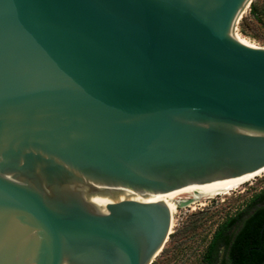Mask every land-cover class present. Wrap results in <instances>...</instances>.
Segmentation results:
<instances>
[{
  "label": "water",
  "instance_id": "obj_1",
  "mask_svg": "<svg viewBox=\"0 0 264 264\" xmlns=\"http://www.w3.org/2000/svg\"><path fill=\"white\" fill-rule=\"evenodd\" d=\"M253 1L0 0V264H151L174 212L99 190L205 200L264 170Z\"/></svg>",
  "mask_w": 264,
  "mask_h": 264
},
{
  "label": "rangeland",
  "instance_id": "obj_2",
  "mask_svg": "<svg viewBox=\"0 0 264 264\" xmlns=\"http://www.w3.org/2000/svg\"><path fill=\"white\" fill-rule=\"evenodd\" d=\"M249 11L250 7L239 19L235 34L264 48V16L258 22L250 17ZM244 19L245 32L241 33ZM263 189L264 173L230 194L179 206L174 213L171 234L151 264H203V254L217 226L241 211Z\"/></svg>",
  "mask_w": 264,
  "mask_h": 264
},
{
  "label": "trees",
  "instance_id": "obj_3",
  "mask_svg": "<svg viewBox=\"0 0 264 264\" xmlns=\"http://www.w3.org/2000/svg\"><path fill=\"white\" fill-rule=\"evenodd\" d=\"M249 15L258 22L264 16V0H254ZM245 22L240 25L245 31ZM264 264V189L236 214L223 220L203 254V264Z\"/></svg>",
  "mask_w": 264,
  "mask_h": 264
},
{
  "label": "bare ground",
  "instance_id": "obj_4",
  "mask_svg": "<svg viewBox=\"0 0 264 264\" xmlns=\"http://www.w3.org/2000/svg\"><path fill=\"white\" fill-rule=\"evenodd\" d=\"M234 38L237 39L238 41H240L241 43L253 47V48H258L257 46L251 44L250 42L241 39V37H237L236 34H234ZM264 173V170H262L261 172H259L258 174L250 177L249 179L243 181L242 183L234 186L233 188H231L230 190L222 193L221 195H227L230 194L232 191H235L239 188L242 187V185H244L245 183H249L251 181H254L257 177H260L262 174ZM62 181V182H61ZM84 178L80 177L79 174L77 173H73V174H67L65 175L61 180H60V186H61V190L63 191V187H66V189H72L74 186H78L80 187L81 191L85 192L86 188L84 187ZM99 189H103V188H99ZM95 195H104V196H136L138 198H141L143 200L149 201V202H161L164 203L165 205H167V207L169 208L170 211L172 212H176L177 208L179 206H185L187 201H191L192 203L195 202H199L201 200H185L176 196H173L171 194L165 193V194H153V195H149L147 197H143L139 194L134 193L131 190H126V189H122V190H116V191H109V193H103V190H99L97 194ZM220 196V195H218ZM216 197V196H215ZM213 198V197H212ZM204 202V201H203ZM173 227V221H172V225H171V229ZM171 232V230H170Z\"/></svg>",
  "mask_w": 264,
  "mask_h": 264
},
{
  "label": "flooded vegetation",
  "instance_id": "obj_5",
  "mask_svg": "<svg viewBox=\"0 0 264 264\" xmlns=\"http://www.w3.org/2000/svg\"><path fill=\"white\" fill-rule=\"evenodd\" d=\"M207 248V247H206ZM202 261H203V258H202ZM221 258L217 261V263L216 264H221Z\"/></svg>",
  "mask_w": 264,
  "mask_h": 264
}]
</instances>
